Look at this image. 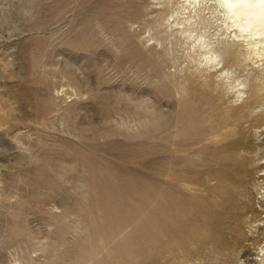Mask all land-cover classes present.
Instances as JSON below:
<instances>
[{"label": "rangeland", "instance_id": "rangeland-1", "mask_svg": "<svg viewBox=\"0 0 264 264\" xmlns=\"http://www.w3.org/2000/svg\"><path fill=\"white\" fill-rule=\"evenodd\" d=\"M228 7L0 0V264H264V32ZM164 211L203 230L151 245Z\"/></svg>", "mask_w": 264, "mask_h": 264}, {"label": "bare ground", "instance_id": "bare-ground-1", "mask_svg": "<svg viewBox=\"0 0 264 264\" xmlns=\"http://www.w3.org/2000/svg\"><path fill=\"white\" fill-rule=\"evenodd\" d=\"M223 1L226 4H228L229 6L228 8L230 9V11H233L234 14L239 18V23H237L238 26L243 27L245 29L252 28L253 30H256V32H264V0H223ZM127 186H128L127 187L128 190L133 192L136 191L134 183L129 182L127 183ZM163 195L166 201L161 203L162 205L161 207L165 205L168 208L175 209V211L179 214L183 213L182 201H180L181 199L177 200L176 197H173V195L169 194V192H166ZM163 217H164L163 219L164 221H162V223H152L153 225L152 224L151 225L154 229L149 228L148 233H149L151 245L152 244L160 245L164 243L168 236H173L178 234V236L180 235L181 237H184L185 233H187V231L189 232L191 228L198 230V232L203 230L204 223H199L197 225L191 224V226L189 225L190 229H188V226L185 223H179L178 221L179 218L174 216H169L165 213V211ZM215 225L212 226L211 229L215 227ZM128 251L133 252L134 250L130 249Z\"/></svg>", "mask_w": 264, "mask_h": 264}]
</instances>
